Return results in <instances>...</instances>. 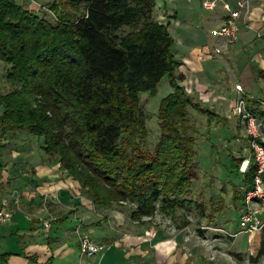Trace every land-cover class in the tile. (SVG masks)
Masks as SVG:
<instances>
[{
  "label": "trees",
  "instance_id": "obj_1",
  "mask_svg": "<svg viewBox=\"0 0 264 264\" xmlns=\"http://www.w3.org/2000/svg\"><path fill=\"white\" fill-rule=\"evenodd\" d=\"M157 1L68 0L73 10L51 1L52 20L17 0H0V58L10 64L6 79L14 85L0 89V147L18 130L31 132L96 206L132 202L136 220L158 204L173 210L192 203L186 195L198 149L189 108L227 118L180 83L176 39L155 15ZM255 73L264 77L263 68ZM165 75L174 90L161 100L162 133L149 152L140 94H154ZM231 160L250 187L254 162L241 172L243 157ZM9 254L0 249V262Z\"/></svg>",
  "mask_w": 264,
  "mask_h": 264
},
{
  "label": "crops",
  "instance_id": "obj_2",
  "mask_svg": "<svg viewBox=\"0 0 264 264\" xmlns=\"http://www.w3.org/2000/svg\"><path fill=\"white\" fill-rule=\"evenodd\" d=\"M161 1L163 6L158 3L161 9L155 15L169 23L176 39L178 72L184 75L180 83L205 106L227 117H232L240 83L242 95L264 119L260 105L264 99L254 95L255 86L260 88L264 81L255 73L257 67L264 69V0H252L247 14L240 17V40L223 43L218 55L209 49L217 36L210 39L207 31L224 22L227 11L221 1L214 9L204 7L202 0H190L187 7L179 0ZM31 153L15 151L4 161L0 155V207L8 203L13 213L11 219L0 222V249L10 253L0 264H137V259L148 255L157 264H198L184 251L178 236L131 234L122 227L116 236L99 231L109 222L105 211L113 212V208L96 206L59 161L45 156L34 159ZM51 215L56 219L46 230L43 220ZM85 234L102 246L92 256L80 250Z\"/></svg>",
  "mask_w": 264,
  "mask_h": 264
},
{
  "label": "rangeland",
  "instance_id": "obj_3",
  "mask_svg": "<svg viewBox=\"0 0 264 264\" xmlns=\"http://www.w3.org/2000/svg\"><path fill=\"white\" fill-rule=\"evenodd\" d=\"M17 1L52 20L56 14L50 10L48 2L59 1L65 5L66 9L73 10L68 0ZM189 1L179 0L178 3L187 7L191 3ZM161 2L158 0L157 5L160 3L163 6ZM160 9L156 6V13ZM207 33L210 39L212 35L216 37L209 28ZM209 49L215 55L214 43H209ZM9 65L0 58V89L3 91L14 88V85L6 79ZM259 86L262 88L255 86L254 95L264 99V81L259 83ZM173 90L174 86L169 76L165 75L158 82L154 94L149 91H142L140 94L149 130L148 139L143 145L145 151L154 152L156 150L162 133L159 118L161 100ZM260 105L264 108L263 103ZM247 108L251 110L248 105ZM189 110L192 132L197 138L198 149L192 190L186 195L192 203L177 206L173 210H164L158 204L152 215L136 220L131 217L134 203L115 202L111 207L113 212L105 211L109 213V219H106L109 222H104L98 229L108 233V236H116L117 232H121V227L123 232L131 234H137L140 231L144 235L156 232L171 235L173 238L178 236L179 240H182L180 243L184 245V251L197 258L198 264H264V228L255 232H240L239 213L249 187L244 189L243 174L238 172L231 160L232 154L237 157V160L243 157L239 169L241 172L249 169L247 163L243 161L250 158V161L254 162L255 151L252 146V136L247 132L238 114L232 113V117L227 118L224 116L210 117L193 107ZM254 110L251 111L257 114L262 122L258 140L264 145V119L261 117L262 113L257 112L256 108ZM17 134H19L17 137L16 135L9 136L6 147H0V155L4 156L2 161L15 151L22 153L33 151L31 154L34 159L45 156L40 150L42 144L40 138L27 130H18ZM246 166L247 170L243 171L242 167ZM239 190L241 192L245 190L242 199L236 198ZM102 221H105L104 218ZM119 222L122 224H118ZM94 237L98 239L99 235L95 234ZM137 264H157V259L148 255L137 259Z\"/></svg>",
  "mask_w": 264,
  "mask_h": 264
},
{
  "label": "built area",
  "instance_id": "obj_4",
  "mask_svg": "<svg viewBox=\"0 0 264 264\" xmlns=\"http://www.w3.org/2000/svg\"><path fill=\"white\" fill-rule=\"evenodd\" d=\"M222 2L224 9L227 11L224 22L212 29V33L217 36V42L214 45L215 54L223 51V43H236L240 40V17L248 12L252 0H236L233 5L229 0H202L203 6L209 9L217 7ZM237 98L233 114L241 116L247 132L252 136V146L255 151L254 164L256 173L254 175L253 184L249 187L243 201L239 213L240 232H255L264 228V145L258 140L261 124L257 114L247 108L246 99L242 95L243 86L236 84ZM249 167L250 158L243 161ZM242 167L246 171L248 167ZM12 211L7 205L0 207V222H4L12 218ZM55 215H51L43 220L46 230L52 227ZM101 245L92 240L88 235H82L80 240V250L83 254L92 256L101 249Z\"/></svg>",
  "mask_w": 264,
  "mask_h": 264
}]
</instances>
